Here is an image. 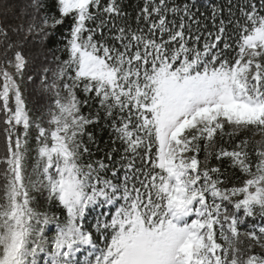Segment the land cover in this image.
<instances>
[{"label":"snow or ice","instance_id":"obj_1","mask_svg":"<svg viewBox=\"0 0 264 264\" xmlns=\"http://www.w3.org/2000/svg\"><path fill=\"white\" fill-rule=\"evenodd\" d=\"M256 134L264 0H0V264H264Z\"/></svg>","mask_w":264,"mask_h":264},{"label":"trees","instance_id":"obj_2","mask_svg":"<svg viewBox=\"0 0 264 264\" xmlns=\"http://www.w3.org/2000/svg\"><path fill=\"white\" fill-rule=\"evenodd\" d=\"M246 135H248V136H252V133L249 132V133H246ZM253 139H255V140H261V139H264V136H262V135H260V134H256V135L253 137Z\"/></svg>","mask_w":264,"mask_h":264}]
</instances>
